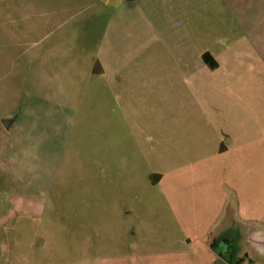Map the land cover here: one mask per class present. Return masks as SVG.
I'll list each match as a JSON object with an SVG mask.
<instances>
[{
  "label": "rangeland",
  "instance_id": "rangeland-1",
  "mask_svg": "<svg viewBox=\"0 0 264 264\" xmlns=\"http://www.w3.org/2000/svg\"><path fill=\"white\" fill-rule=\"evenodd\" d=\"M73 3L0 0V120L21 115L36 137L0 157V264H225L202 242L229 208L264 229V0H138L105 77L59 59L82 50ZM63 64L77 91L47 90Z\"/></svg>",
  "mask_w": 264,
  "mask_h": 264
},
{
  "label": "crops",
  "instance_id": "crops-1",
  "mask_svg": "<svg viewBox=\"0 0 264 264\" xmlns=\"http://www.w3.org/2000/svg\"><path fill=\"white\" fill-rule=\"evenodd\" d=\"M137 1L138 0H86V3L82 4V6L85 5L82 9L83 11H81V8L76 11V6H73L75 5L74 3L72 5H69L64 10L65 14H69L67 15L66 19L68 22H66L65 24H68L72 30H77L78 28H82V30H85L81 38L82 50L74 53L72 49H70V51L68 50L67 55H62L59 57V59L65 61L84 58L92 62L88 68L90 76H113L115 70H113V68L105 66L103 62L115 61V42H117V45H120L119 40L125 39V37H129L133 34L131 32L134 30L133 26L135 25V23L129 21V16L132 11H135L137 9L140 10V8L131 7L136 6ZM81 13H84L85 16L83 18H80L79 22H74L77 16ZM115 20L123 22V29L125 30V32L124 35H121L122 37H120L118 30H116L118 25L115 23ZM145 26L150 27L151 24H144V28ZM70 40L71 44L75 43L74 39ZM67 43L68 40H66V44ZM119 49L120 48H118L117 50ZM204 53H208L211 56L212 67H209L204 63L202 59V55ZM204 53L201 55V60L204 65H206V67L211 71L217 70L219 67V63L216 61V59L209 52ZM79 54L80 56H78ZM63 67H65L64 64L61 68L60 66L53 65L46 72L42 73L43 78L41 76L40 77L43 83H46L45 88H47V90L54 91L55 89L53 88V86L56 85L58 86L57 90H59L60 92H75L77 86L72 83L64 86L59 84V81L57 80L59 78L58 73H60V70H62ZM92 85L98 88L99 92H113L114 88V86H112L109 82H106L105 84L96 83ZM0 121L2 128L6 131V135L0 141V157L6 155L7 152L13 154H21V152H32L34 150L33 147L34 142H36V137L33 135V122L24 119V117H21V115H16L14 117H10L8 115V117L6 116L1 118ZM125 137L126 139L122 138V140H128L127 142L132 141L133 143L137 142V138L134 134L127 135ZM25 144H31V146L25 148ZM123 147L127 148L129 146H127L126 143L125 145H123ZM218 148L224 150L222 154H226L230 151V147L224 146L223 144H220ZM165 178V175H163V177L159 178L156 184L151 183V185L159 186L163 183ZM219 208V211L222 214V203L219 205ZM225 215L227 216L226 219H228L227 225L219 226L212 230L209 234H211L212 232L214 234L215 232L220 233L223 230L225 231V229L228 228L230 224H234L236 228L240 230L247 229L246 225L237 221L238 219L235 218V211L233 209L229 208V210L226 211ZM209 234L207 235V237L209 236ZM207 237L202 243L208 251V254L209 252L213 254L211 249L205 243Z\"/></svg>",
  "mask_w": 264,
  "mask_h": 264
},
{
  "label": "flooded vegetation",
  "instance_id": "flooded-vegetation-1",
  "mask_svg": "<svg viewBox=\"0 0 264 264\" xmlns=\"http://www.w3.org/2000/svg\"><path fill=\"white\" fill-rule=\"evenodd\" d=\"M247 233L248 228L240 230L234 224H230L225 231L215 232L205 243L213 246L212 253L225 264H247L250 258L245 255L247 250L243 245V238Z\"/></svg>",
  "mask_w": 264,
  "mask_h": 264
},
{
  "label": "water",
  "instance_id": "water-1",
  "mask_svg": "<svg viewBox=\"0 0 264 264\" xmlns=\"http://www.w3.org/2000/svg\"><path fill=\"white\" fill-rule=\"evenodd\" d=\"M249 233L245 235L243 238V245L245 248H249L253 253L258 254L259 256L264 258V229L263 230H255L249 228ZM213 235V232L209 234L207 239ZM213 245L214 242H212ZM210 249L213 248L212 245H207ZM251 260H248V264H250Z\"/></svg>",
  "mask_w": 264,
  "mask_h": 264
},
{
  "label": "trees",
  "instance_id": "trees-1",
  "mask_svg": "<svg viewBox=\"0 0 264 264\" xmlns=\"http://www.w3.org/2000/svg\"><path fill=\"white\" fill-rule=\"evenodd\" d=\"M202 59H203V61H204V63H205L206 65H208L209 67H212L211 56H210L208 53H204V54L202 55ZM94 70H95V69H94ZM220 150H222V149H220ZM155 177H156V176H151V177H150L151 182H152L153 184H155V183L157 182V179H156Z\"/></svg>",
  "mask_w": 264,
  "mask_h": 264
}]
</instances>
